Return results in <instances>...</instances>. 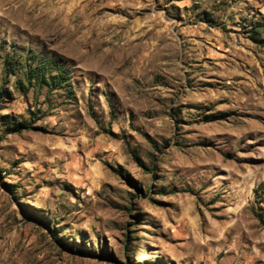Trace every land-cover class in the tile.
<instances>
[{
    "label": "rangeland",
    "instance_id": "374dc122",
    "mask_svg": "<svg viewBox=\"0 0 264 264\" xmlns=\"http://www.w3.org/2000/svg\"><path fill=\"white\" fill-rule=\"evenodd\" d=\"M0 264H264V0H0Z\"/></svg>",
    "mask_w": 264,
    "mask_h": 264
},
{
    "label": "trees",
    "instance_id": "16d2710c",
    "mask_svg": "<svg viewBox=\"0 0 264 264\" xmlns=\"http://www.w3.org/2000/svg\"><path fill=\"white\" fill-rule=\"evenodd\" d=\"M39 75L36 76V80L38 82H43L45 84H48L50 86H58L60 84H62L61 82V78L60 75H55V74H50L49 78H45L44 73H38ZM32 77V75H29V73H27L26 78L28 80H30V78ZM25 125L23 123H17L15 124V128L16 130H19L20 128H23ZM133 158L135 159V162H137V164H140V166H142V168H146L138 159V157L133 155Z\"/></svg>",
    "mask_w": 264,
    "mask_h": 264
}]
</instances>
